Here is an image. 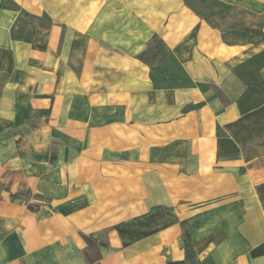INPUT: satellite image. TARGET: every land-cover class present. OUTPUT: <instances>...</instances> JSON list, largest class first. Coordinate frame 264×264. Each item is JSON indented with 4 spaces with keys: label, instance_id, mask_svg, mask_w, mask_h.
<instances>
[{
    "label": "crops",
    "instance_id": "1",
    "mask_svg": "<svg viewBox=\"0 0 264 264\" xmlns=\"http://www.w3.org/2000/svg\"><path fill=\"white\" fill-rule=\"evenodd\" d=\"M0 264H264V0H0Z\"/></svg>",
    "mask_w": 264,
    "mask_h": 264
},
{
    "label": "trees",
    "instance_id": "2",
    "mask_svg": "<svg viewBox=\"0 0 264 264\" xmlns=\"http://www.w3.org/2000/svg\"><path fill=\"white\" fill-rule=\"evenodd\" d=\"M28 193H16V194H11L10 198L11 199H16V198H27L28 197Z\"/></svg>",
    "mask_w": 264,
    "mask_h": 264
}]
</instances>
